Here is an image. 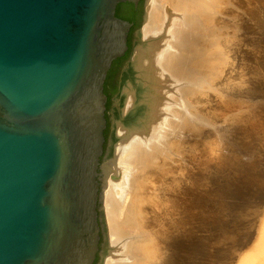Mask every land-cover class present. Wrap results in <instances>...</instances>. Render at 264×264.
I'll use <instances>...</instances> for the list:
<instances>
[{
  "label": "water",
  "instance_id": "obj_1",
  "mask_svg": "<svg viewBox=\"0 0 264 264\" xmlns=\"http://www.w3.org/2000/svg\"><path fill=\"white\" fill-rule=\"evenodd\" d=\"M123 2L140 0H0V264H103L114 120L147 18L144 0L132 43Z\"/></svg>",
  "mask_w": 264,
  "mask_h": 264
},
{
  "label": "bare ground",
  "instance_id": "obj_2",
  "mask_svg": "<svg viewBox=\"0 0 264 264\" xmlns=\"http://www.w3.org/2000/svg\"><path fill=\"white\" fill-rule=\"evenodd\" d=\"M147 3L118 100L113 158L107 160L112 169L104 189L103 264H170L163 246L170 227L163 215L173 205L164 190L175 160L181 165L188 134L195 135L196 146L207 142L202 128L210 122L199 103L216 91L228 58L221 19L231 0Z\"/></svg>",
  "mask_w": 264,
  "mask_h": 264
},
{
  "label": "rangeland",
  "instance_id": "obj_3",
  "mask_svg": "<svg viewBox=\"0 0 264 264\" xmlns=\"http://www.w3.org/2000/svg\"><path fill=\"white\" fill-rule=\"evenodd\" d=\"M229 7L221 19L228 58L216 91L199 103L207 142L196 146L188 134L164 190L173 205L163 215L170 264H264V0Z\"/></svg>",
  "mask_w": 264,
  "mask_h": 264
},
{
  "label": "flooded vegetation",
  "instance_id": "obj_4",
  "mask_svg": "<svg viewBox=\"0 0 264 264\" xmlns=\"http://www.w3.org/2000/svg\"><path fill=\"white\" fill-rule=\"evenodd\" d=\"M143 1L144 0H140L138 5H135L132 2H123V3L118 4V7H117V15L120 18L126 19L127 21H129L132 24V28H131V31L129 33V40H131L132 43H134L136 41L137 32H138L139 28L136 27V23L131 19H134L135 17H137L138 13L141 11ZM129 18H131V19H129ZM125 58H126V56H123L122 58H120L119 61L124 60ZM113 100H114V98H113Z\"/></svg>",
  "mask_w": 264,
  "mask_h": 264
},
{
  "label": "trees",
  "instance_id": "obj_5",
  "mask_svg": "<svg viewBox=\"0 0 264 264\" xmlns=\"http://www.w3.org/2000/svg\"><path fill=\"white\" fill-rule=\"evenodd\" d=\"M133 20L135 23H136V27H139L140 24H141V19L137 18V19H131ZM129 46H130V50L129 52L127 53L126 57L129 55L130 51H131V43L129 42ZM120 59L116 60L111 68V70L109 71V75H108V78L106 80V84H105V91L107 93V95L109 96V103H108V106L110 104V101H111V97H112V94H110V92H108V89H107V86H108V80L110 79L112 73L114 72V69L115 67L117 66L118 62H119ZM106 135H107V131H106Z\"/></svg>",
  "mask_w": 264,
  "mask_h": 264
}]
</instances>
